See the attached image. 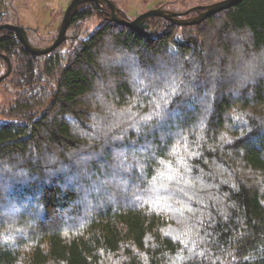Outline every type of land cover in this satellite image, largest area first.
I'll use <instances>...</instances> for the list:
<instances>
[{"label":"trees","instance_id":"1","mask_svg":"<svg viewBox=\"0 0 264 264\" xmlns=\"http://www.w3.org/2000/svg\"><path fill=\"white\" fill-rule=\"evenodd\" d=\"M108 20L3 81L0 264H264V0Z\"/></svg>","mask_w":264,"mask_h":264},{"label":"flooded vegetation","instance_id":"2","mask_svg":"<svg viewBox=\"0 0 264 264\" xmlns=\"http://www.w3.org/2000/svg\"><path fill=\"white\" fill-rule=\"evenodd\" d=\"M20 0H10V2L7 5V19L0 21V24L3 23H9L12 25H16V26H22L24 28V31L26 33L27 38L29 39V41L34 44L35 46L38 47H45L48 46L50 44H52L57 36V33L60 29V25L63 19V16L65 14L66 8L69 5V3L71 2V0H69L66 8L63 10V13H60L59 16V25H58V29L55 30L53 33H48L47 35H41L40 32H38V29L35 27V29L33 28V26L31 25V23L34 22V24L36 26L40 25V18H35V19H30L31 21H27L26 18L22 17L21 12H24L25 10L29 9L30 7L33 6L28 4L24 5L23 2L20 1V4H18L17 2ZM32 1V0H29ZM113 4L116 5V11L117 13L128 19V20H133L134 18H136L138 15L153 9V8H162V9H166V10H170V11H174L177 12L178 14H176L174 17L178 18V19H190L192 17H194L195 15L198 14V11L196 10H192L189 13H183L187 10H189L190 8L197 6V5H205L204 3H198L195 4L194 6H189L185 9H175V8H171L169 7L168 4H161L160 6H151L148 7L146 10L140 12L139 14L135 15L134 17L130 16L126 10H124L122 8V2L124 0H110ZM17 3V4H16ZM31 4V3H30ZM102 5H100L99 3H97L96 1H87L84 2L82 4H80L78 6V12L76 13V15L73 17L67 31V37L66 39L59 45H63L64 43H68L71 40L77 39V38H81L83 35H87L89 33V27H87L86 29H84V23L88 20V19H99L100 20V24H103L107 21H109V15L112 12V6L109 2H102ZM91 10V14L87 15L85 17H80L81 13L83 14L84 12L87 13L88 11ZM31 13V12H30ZM42 14V12H41ZM62 14V15H61ZM44 16L41 15V18H43ZM151 26L154 27V35L159 34V33H164L166 31V29L170 26H173L174 28H176L175 26H186V25H179L169 19H167L166 17L163 16H150L149 17V21H148ZM99 25H96L95 28H97ZM188 25V24H187ZM94 28V29H95ZM16 31L14 29H10V28H5L0 30V76H2L3 74H5L8 70V63H11L12 69L11 72L13 70L14 67V63L16 61L17 55L18 54H34L31 51L27 50L23 44V42L15 36ZM73 35V36H72ZM16 44L17 49L14 48V45ZM10 46V47H9ZM58 46V47H59ZM57 47V48H58ZM55 50V49H54ZM27 51V53H26ZM53 51V50H52ZM52 51H50L49 53L46 54H50ZM10 72V74H11ZM9 74V75H10ZM8 75V76H9ZM7 76V77H8ZM3 78L1 83H0V89L2 88V86L6 85L5 83H3V81L7 78Z\"/></svg>","mask_w":264,"mask_h":264},{"label":"water","instance_id":"3","mask_svg":"<svg viewBox=\"0 0 264 264\" xmlns=\"http://www.w3.org/2000/svg\"><path fill=\"white\" fill-rule=\"evenodd\" d=\"M87 1H96L100 5H102L101 3L104 1L109 2L112 6V12L109 15V19L111 21H115V22H118L119 24L126 25L130 27L131 29L141 34H144L148 37H153L154 31H153L151 24L148 22L150 16H163L179 25L198 24L202 22L203 20H205L208 16L215 14L219 11L228 9L236 5L237 3L241 2L242 0H219V1H215L209 4H205V5L194 6L190 8L189 10L183 12L185 14V13H189L192 10L198 11V14L190 19H178L174 17L176 14H178L177 12L162 9V8H153V9H150L138 15L133 20H128L120 16L116 11V5L113 4L110 0H71V2L66 8L65 14L63 16V19L60 25V29L57 33V36L54 42L45 47H38L32 44L27 38L24 28L22 26H16V25H12L9 23H3V24H0V30L5 29V28L14 29L16 31L15 36L18 37L23 42L27 50L31 51L35 55H43V54L49 53L50 51L56 49L66 39L67 37L66 31L73 17L78 12V6ZM11 69H12L11 63H8V70L5 74L0 76V83L3 78L7 77L10 74Z\"/></svg>","mask_w":264,"mask_h":264},{"label":"rangeland","instance_id":"4","mask_svg":"<svg viewBox=\"0 0 264 264\" xmlns=\"http://www.w3.org/2000/svg\"><path fill=\"white\" fill-rule=\"evenodd\" d=\"M20 1L23 2L24 5L28 4L27 6L33 4L32 7L25 10L24 12H21V15L22 17L24 15L27 21H31L30 19L40 18L39 26H36L34 22L31 23V25L33 26L34 29L36 27L38 29V32H40L41 35H47L48 33H53L55 30L58 29L57 27L59 25L58 19H59L60 13H63V10L66 8L69 2V0H32V1L20 0ZM20 1H18L17 3L20 4ZM215 1H219V0H124L121 4H122V8L126 10V12L130 16L134 17L140 12L146 10L148 7L160 6L161 4H168L169 7L179 10V9H185L189 6H194L195 4H198V3L209 4ZM41 15H43L44 17L41 18ZM99 24H100L99 19H96V18L88 19L84 23V29L89 27L88 28L89 31H93L95 26ZM193 25L194 24H192L191 26ZM152 28L154 31L153 26ZM167 30L171 32L172 27L170 29L167 28ZM233 43H237V41H234ZM69 45H70V42L67 43L65 47H68ZM232 54H237V53L234 50ZM10 98H11V95L8 92V85L6 84L2 86V88L0 89V121L7 120V118L1 112V108L5 104L8 103Z\"/></svg>","mask_w":264,"mask_h":264},{"label":"snow or ice","instance_id":"5","mask_svg":"<svg viewBox=\"0 0 264 264\" xmlns=\"http://www.w3.org/2000/svg\"><path fill=\"white\" fill-rule=\"evenodd\" d=\"M157 107H159V105H157Z\"/></svg>","mask_w":264,"mask_h":264}]
</instances>
